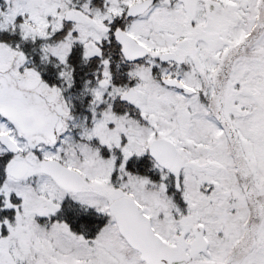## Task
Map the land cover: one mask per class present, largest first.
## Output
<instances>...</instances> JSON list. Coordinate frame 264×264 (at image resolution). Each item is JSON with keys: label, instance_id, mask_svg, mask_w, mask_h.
Wrapping results in <instances>:
<instances>
[{"label": "snow or ice", "instance_id": "obj_1", "mask_svg": "<svg viewBox=\"0 0 264 264\" xmlns=\"http://www.w3.org/2000/svg\"><path fill=\"white\" fill-rule=\"evenodd\" d=\"M0 264H264V0H0Z\"/></svg>", "mask_w": 264, "mask_h": 264}]
</instances>
